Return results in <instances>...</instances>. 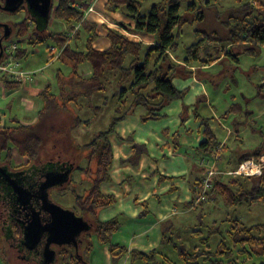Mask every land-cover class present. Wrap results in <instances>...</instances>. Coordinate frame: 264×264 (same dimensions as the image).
Here are the masks:
<instances>
[{
    "label": "trees",
    "instance_id": "trees-1",
    "mask_svg": "<svg viewBox=\"0 0 264 264\" xmlns=\"http://www.w3.org/2000/svg\"><path fill=\"white\" fill-rule=\"evenodd\" d=\"M2 1L0 0V3ZM142 1L106 0L104 12L108 14L123 13L134 22L133 27L119 22L125 30L151 34L155 38L154 43L146 44L142 41H134L120 32L106 29L109 46L102 50L93 47V42L98 36L97 24L85 18L82 2L86 3L87 0H52L50 14L45 24L38 22L25 9L24 4L15 12H8L12 14L25 12L20 21L9 24L10 35L13 30L14 38L11 39L9 35L6 39L18 44L14 54L18 61L31 53L28 48H33L51 39L52 45L47 46L50 53L49 58L54 60L52 58L59 51V56L56 59L71 64L68 76H65L61 70L56 72L57 84L60 87L59 95L52 92L50 84H47L39 92L38 97L43 101V106L38 110V117L42 116L49 106L64 107L65 104L78 99L81 95L91 97L96 92H106L109 78L113 79L114 86L119 88L113 110L114 117L110 120L106 130L99 132L90 143L82 145L86 150L87 164L85 167H76L82 175V179L87 182L91 180L94 185L88 187L84 195L73 192L75 208L82 215L90 213L92 226L88 232L89 235L95 236L100 244L109 245V252L113 259L120 258L129 250L118 244L110 243V236L118 229L119 222L115 218L100 221L97 212L106 204H110L113 198L101 195L98 183L100 180L109 179L108 167L111 161V148L108 135L113 132L114 126L138 106L144 109L143 114L140 115L142 123L161 119L164 107L171 101L182 98L185 93V89L180 90L173 84V79L179 69L186 76H191L193 71L188 67L210 65L219 61V58L223 56L237 63L239 55L259 56L264 49V7L261 6L259 0H254L253 5L243 4L239 9L233 10L239 12L237 15L230 12L222 24L226 30L223 36L214 30L208 32L195 29L197 40L184 48L182 58H178L177 55L178 40L182 28L188 24L203 22L205 10L212 4L207 2L206 7H203L197 3L200 0H159L153 3L148 12L144 14L141 12ZM184 4L183 12H181V6ZM51 18L64 23L65 30L48 31L49 25L47 24ZM82 32H84V38H82ZM3 41L5 40L2 39ZM20 43H25L28 48H24ZM82 64L90 66L91 71L88 77H81L78 73V68ZM0 82L8 91L16 90L23 84L13 81L1 73ZM263 87L264 85L262 87L258 85L257 93L263 91ZM64 96L65 99H63ZM107 103L108 98L104 96L100 105L93 106L94 111L102 109ZM232 106L229 111L234 107L239 108V105L236 104ZM82 123L87 124L89 120L75 118L76 126ZM203 133L208 139L201 142L200 147L208 148L213 136L208 130H204ZM40 143L36 122L28 126L21 124L0 126V145L1 148H5V153L7 152L1 159V163L9 166L12 156L9 152L10 145L16 149L19 156L26 157L29 161L22 166L15 165L12 168L29 166L32 162L37 161ZM212 146L208 151L212 150ZM260 154L246 153L238 164L249 156L258 158ZM262 172L259 176L241 177L244 183L251 184L249 187L247 184L239 182L238 177L240 176L226 178L225 182L214 179L208 194L220 195L228 206L241 202L247 204L255 201L264 202L262 186L264 170ZM253 181L257 183L255 184ZM196 183L193 186V197L197 193ZM198 183L200 185V180ZM188 204L192 207L193 199ZM234 221L228 233L234 248L240 244V249L237 250L238 255H235L233 248L225 245L222 240L218 242L214 251H209L208 240L204 239L207 249L201 250L200 253L196 248H193L192 251L180 250L183 264H199L197 262L199 259L208 261V264H247L251 258V249L263 254V261L258 264H264V238L256 235L257 231L264 230V222L246 226ZM89 247H91V242L90 246L86 245L82 252L88 251ZM79 249V246L77 250L72 246L57 248L56 259L52 264H87L85 255ZM155 252L156 250H152L146 254L130 250L131 264L137 257L145 261L152 259Z\"/></svg>",
    "mask_w": 264,
    "mask_h": 264
},
{
    "label": "rangeland",
    "instance_id": "rangeland-1",
    "mask_svg": "<svg viewBox=\"0 0 264 264\" xmlns=\"http://www.w3.org/2000/svg\"><path fill=\"white\" fill-rule=\"evenodd\" d=\"M159 0H143L142 1V8L141 12L146 14L149 10V7ZM254 0H200L197 3L203 7H206V3L209 2L212 5L207 6L205 10V20L201 23H194L185 25L182 28L181 35L179 37V47L177 50V55L182 56L184 48L191 44L192 42L196 41L197 38L195 37V29H201L205 31L214 30L220 35H224L226 30L223 28V23L226 16L229 15L230 12L233 14H238V11H233L235 9H239L243 4H252ZM262 7H264V0H259ZM105 4V3H104ZM93 6V5H92ZM185 4L181 6L180 11L183 12ZM84 8V7H83ZM104 10V7H103ZM94 11V6H93ZM92 11V12H93ZM219 12V13H218ZM121 13V12H115ZM90 13L86 14V19ZM123 14V13H121ZM25 15V12H18L16 14L8 13L0 9V22H5L8 25L17 21H20ZM124 15V14H123ZM125 16V15H124ZM127 17V16H126ZM129 18V17H128ZM52 19V18H51ZM88 20V19H87ZM92 21V20H89ZM95 22V21H92ZM111 22V21H110ZM97 24V34L99 36L100 28L105 29H114V27H106L105 24ZM116 24V23H115ZM121 26V25H120ZM65 28V24L57 19H52L48 31H61ZM2 32V28L0 27V33ZM119 32V30L117 31ZM82 38H84V32H82ZM97 36V38H98ZM10 38H14V31H11ZM96 38V39H97ZM108 40V39H107ZM53 43L51 39L46 40L45 43L35 46L33 48H28L25 43H20L24 48H28L31 53L27 55L25 58L19 60V65L21 69L27 70L29 68L30 63L34 62L35 64L42 65V71L38 73L39 75H43V79L37 82V86L39 89H42L47 84L52 86V92L59 95L60 87L57 84L56 72L57 70L63 71L65 76L69 75L71 70V66L69 63L62 62L58 59L51 60L49 58L50 53L47 46H50ZM212 45V43H209ZM106 49V48H105ZM264 53L258 58V56H249L246 54L239 55V62L235 63L232 62L230 58H226L225 60L221 61L216 67L212 69L211 72L206 73L202 69L197 71L198 77L203 81V84L212 86L217 79L214 80L210 76H213L215 73L221 75V79H223V86L224 92L227 93V90L230 89L235 91L236 101L242 100H249V107H253L256 105L257 102H261V99H264V87L263 91L259 92L256 95L258 90L257 86L264 85V66L259 68V66L263 65L264 57H262ZM263 59V62L261 60ZM184 66V65H181ZM190 70L192 67H188ZM232 70V73L225 72V70ZM218 70V71H217ZM228 75L229 77L226 78L225 76ZM177 76L184 77V78H176ZM191 76H186V74L179 69L177 74L174 78V83L177 84L178 80L185 83V87L189 86L192 83ZM33 79H27L25 83L22 84L16 90L8 91L4 84L0 82V126L9 125L11 119L19 118L20 121H34L37 123V135L41 140L39 146V153L36 162L38 163L39 160L43 161L46 158H55L56 155H60L61 159H71L72 156L74 157V163L76 166L85 167L87 162L85 158L86 150L82 147L83 144L90 143L93 138L101 131L106 130L108 125L110 124V120L114 117V107L116 105L117 94L119 88L114 86L113 79L109 78V83L107 84L106 92H96L91 97L90 96H83L81 95L78 99L72 100L69 102L68 106H49L45 113L38 117L36 116L37 110L43 106V101L39 99V97L30 95L28 91H26L23 87L29 83ZM24 85V86H23ZM178 85V84H177ZM214 88V86H212ZM81 91V90H80ZM189 95L191 97H189ZM107 96L108 103L100 110L94 111V105H100L103 97ZM246 97V98H244ZM59 98V97H58ZM65 99V96L63 97ZM31 101L32 106L29 105L28 101ZM182 102V109L180 112V117L182 116L183 111H187L188 115L191 119V126L192 121L198 119V122H203L204 118L209 117V106L205 104V102L199 101V94H195L192 92V89L185 88V93L182 98L176 99L171 101L164 109L162 110V114L164 117L165 109L170 106L173 102ZM190 103L189 105L186 103ZM174 104V103H173ZM171 105L169 108H173L175 105ZM233 107L232 105L230 108ZM189 108V109H187ZM143 114L144 109L140 106L136 108ZM173 110V109H172ZM230 110V109H229ZM232 111V110H231ZM229 111V112H231ZM173 111L167 112V114L171 115ZM187 113L185 112V115ZM178 115V114H177ZM80 117L81 119L89 120L87 124H81L80 126L74 127L75 118ZM239 117L237 116V119ZM200 120V121H199ZM150 121H157V120H150ZM179 121V119H178ZM181 122L183 123V118L181 117ZM119 122L114 126L113 132L108 135L109 144H111L110 136L113 133L115 138H118L116 135L117 132V125ZM213 123L209 121V126ZM201 128L203 124H201ZM167 127L170 129L172 128V123L168 122ZM220 137L225 136L224 130L219 128ZM264 127L262 128V130ZM169 130V129H168ZM264 131V130H263ZM119 134V129H118ZM164 134L167 135L169 140V144L171 142L174 143L173 146H178V138L175 131L169 132L164 131ZM130 136V135H129ZM134 135H131V138ZM264 137V134H263ZM252 137L246 136L244 140V144L252 147L251 143ZM236 141L234 135H230L226 139V147L223 151V155L227 157H233L236 151L232 150V144ZM240 144V143H239ZM263 147H264V139H263ZM12 145V144H11ZM241 145V144H240ZM11 147L12 156L9 161V166L12 168L13 166H22L28 163V159L26 157L19 156L15 148ZM111 148V146H110ZM5 148H1L0 145V162L3 159V156L6 155ZM264 151V150H263ZM264 152L255 157V159H259L261 156H264ZM112 154V150H111ZM199 158H194L191 160V163H196V160ZM33 163V162H32ZM24 167V166H23ZM21 168V167H20ZM26 167H24L25 169ZM111 165L108 167V174L110 171ZM264 170V168H263ZM263 173V172H262ZM261 173V174H262ZM260 174V175H261ZM109 176V175H108ZM74 181H75V192L79 195H84L86 189L94 185L92 181L90 182L83 180L82 175L77 171L73 173ZM243 176L238 177L239 182L244 183ZM82 179V180H81ZM81 180V181H80ZM109 180V179H108ZM108 180H100L98 183V190L101 195L112 196V202L110 204H106L103 208H108L114 205L115 197L111 194H105L102 192V186L104 183L108 182ZM126 183H136V178L127 177ZM255 184L257 183L256 181ZM247 184V187L251 186L250 183ZM243 184V185H244ZM264 188V182H263ZM239 187V186H238ZM71 188L68 190L66 189L63 194V197L60 198L55 194H52L54 197V201L61 205L62 207H71L74 205V193H72ZM84 191V192H83ZM215 199H208L203 201V204H197L196 206H192L190 211L183 212L181 210V206H178L180 210H178V214L176 216V221H178L181 225L175 227L173 231H168L166 233L165 239L162 238V242H159L158 248H156V252L152 259L145 261L141 258H136L133 261V264H183V261L180 257V248L187 249L192 251L193 248L200 253L201 250H206V246L204 245V239L208 240L207 245L209 246V251H214L218 242L222 240L225 245L232 247L234 250V254L238 255L237 250L240 249V244L236 248L233 247L232 242L229 238L228 230L234 224V220L238 221L240 225L246 226H253L258 223L264 222V202L255 201L250 204L246 202H241L236 205L228 206L224 203L222 197L220 195H215ZM145 202L143 203V205ZM144 210H146L144 212ZM77 211V210H76ZM78 212V211H77ZM149 212V213H148ZM79 213V212H78ZM98 213V212H97ZM143 213L144 217H151L150 211L147 209V206H143ZM202 213V215H199ZM124 214V212H123ZM98 217V215H97ZM125 215L115 216L117 221H119V225L122 220H125ZM175 219V216L172 217ZM99 219V218H98ZM100 220V219H99ZM108 220V219H107ZM202 221V224L199 221ZM160 222V221H159ZM120 228V226L118 227ZM118 230V229H117ZM116 230V231H117ZM120 230V229H119ZM113 232L110 236V243L111 244H118L122 247L127 248V238L122 233L119 235L118 238L117 232ZM235 232V231H234ZM256 235L264 238V230H260L256 232ZM91 237V236H90ZM115 238L123 239L120 243H115L113 240ZM95 239V236L92 237ZM164 239V240H163ZM97 241V240H96ZM98 242V241H97ZM99 243V242H98ZM100 244V243H99ZM107 245V244H106ZM80 247L79 251L82 252L84 247ZM109 247V245H107ZM57 250V247H54ZM246 248H248L246 246ZM109 250V248H108ZM110 253V252H109ZM130 255V263L131 264V254L130 250L124 253ZM111 255V254H110ZM121 256V257H122ZM120 257V258H121ZM117 258V257H116ZM113 259L111 256L112 264H117L119 259ZM113 260H116L115 262ZM260 261H263V254L251 249V258L247 262V264H258ZM199 264H208V261L199 259ZM0 264H24L22 260H19L16 256V252L11 249L9 245H7L3 238V233L0 230ZM97 264H105V260L103 256H99Z\"/></svg>",
    "mask_w": 264,
    "mask_h": 264
},
{
    "label": "crops",
    "instance_id": "crops-1",
    "mask_svg": "<svg viewBox=\"0 0 264 264\" xmlns=\"http://www.w3.org/2000/svg\"><path fill=\"white\" fill-rule=\"evenodd\" d=\"M105 2L106 0H87L86 3L82 2L84 8L88 5L94 6V11L89 12L90 14L87 19L95 21L98 24H105L107 28L114 27V29H117L116 31L119 30L120 33L134 41H142L146 44L154 43L155 38L153 35L143 32L127 31L120 26L119 22L133 27L134 22L121 13H105L103 10ZM51 20H49L47 25L50 24ZM108 46L109 41L106 38V29L100 28L99 36L93 42V47L97 50H102ZM263 53L264 49L258 58ZM178 58L182 57L179 56ZM225 59L226 57L223 56L219 58V61L210 65L200 67L192 66L191 70L193 73L191 80L193 84L189 86L185 87V83L180 80H178L177 85L173 79V84L176 88L180 90L191 88L193 93L199 94V101L205 102L209 106L210 115L204 118L202 123L198 122V119H195V121H192L193 124L191 126V119L186 110L182 112V123L180 117V112L183 110L182 102L175 101L173 102L174 104L172 103L175 105L173 108H169L171 104L165 109L164 117L157 121H148L145 123L140 121V112L142 110L137 113L136 111L138 110L136 107L117 125L116 135L118 138H115L113 133L111 134V168L108 174L109 180L103 184L102 192L114 195L115 202L114 205L108 208L99 209L97 215L100 221H106L115 216H126L125 220L121 221L120 228L116 232L118 236L121 233L126 236L128 250H137L146 254L152 250H156L159 242H162V238L165 239L166 233L173 231L176 226L181 225L176 221L178 210H180L178 206L182 207L181 210L184 213L190 211L191 207L188 203L193 199L194 183L197 182L195 186L197 190L198 182L199 180L201 181L204 175V170L198 165V161L201 158H212L216 145H222L220 159L216 164V168L218 169L235 168L242 156L246 153L264 152L262 144L264 139V129L262 130L264 127V99H261V102H257L255 106L249 107V100L236 101L234 90L225 89L227 93L224 92L223 79H221L220 74L215 73L213 76L210 74L214 80L220 76L212 85L214 88L203 84V81L197 75V71L201 69L206 73L211 72L214 67ZM261 62H263V59ZM69 65L71 66L70 63ZM263 66L264 62L259 68ZM41 67L42 65L35 64L34 62L30 63L27 70L35 71V75L33 80L29 81L25 86L23 85V88L30 95L37 97L41 91V89L36 87L37 82L43 79V75L38 76V73L42 71ZM90 71L88 64H82L78 68L79 75L84 78L90 75ZM225 72L231 74L232 70L227 69ZM225 77L228 78L229 76L226 75ZM262 77L264 80V76ZM176 78L180 79L184 77L177 76ZM189 97L191 96L189 95ZM28 102L32 106V102L30 100ZM186 103L188 105L190 104L188 102ZM233 104L239 105V108L234 107L231 112H228L230 106ZM65 105L68 106V104ZM38 110L36 116L38 115ZM170 111H173V114L171 113L169 117L167 112L169 113ZM185 112L187 113L186 115ZM237 116L239 117L238 119ZM209 121L213 123L210 126ZM168 122L172 123L171 129L167 127ZM34 123V121H20L19 118H13L9 125L21 124L28 126ZM201 124H203L202 128ZM80 125L78 124L77 126ZM77 126L74 124V127ZM218 127L224 130V137H220ZM168 129L170 132L175 131L176 135L180 136V139L178 138V146H173V142L168 143L167 135L164 134V131L169 132ZM204 130H208L213 136L208 148L200 147V143L208 139L203 133ZM232 134L236 141L231 147L236 153L233 157L226 158L223 155L226 147L225 142ZM131 135L134 136L131 138ZM246 136L252 137V147L244 144ZM211 146L212 150L208 151ZM194 158H199V160L197 159L196 163L192 164L191 160ZM127 177H135L137 182L126 183L125 179ZM226 180V178H223L222 182ZM215 195L216 193L211 194L209 199H215ZM144 202V205L147 206V209L151 213V217H144ZM199 215H202V213ZM174 216L175 219L172 218ZM199 222L202 224L201 220ZM92 237H90V240L86 244L90 246L91 242V247L85 253L82 252L85 255L87 264H97L99 256L101 255L105 260V264H112L108 246L106 244H99L96 238L92 239ZM118 238L114 237L113 240L115 243H120L123 240H118ZM129 263V254L122 256L117 262V264Z\"/></svg>",
    "mask_w": 264,
    "mask_h": 264
},
{
    "label": "flooded vegetation",
    "instance_id": "flooded-vegetation-1",
    "mask_svg": "<svg viewBox=\"0 0 264 264\" xmlns=\"http://www.w3.org/2000/svg\"><path fill=\"white\" fill-rule=\"evenodd\" d=\"M74 162L73 156L71 159L64 160L61 159L58 154L55 158H46L43 161L39 160L38 163H31L25 169H13L0 162V166L3 167L10 178L14 179L28 191L27 199L24 201L26 204L17 201L19 199H16L17 197L14 195L8 180L0 173V230L3 233L5 243L16 252V256L19 260H22L24 264L53 263L46 262L42 255L43 241L32 249H29L26 244H24L22 236L23 227L29 218L28 215L30 210H40L41 219L43 221L48 219V214L40 208L42 204L38 196L40 194L38 190L41 185L55 181V183L47 188L49 198L53 202H55L52 196L54 192L60 198L63 197L61 194H63L66 189L69 190L71 188L72 190L70 191H72V193L75 192L74 186L76 184L73 173L77 171V166ZM75 207L76 204L74 203L71 207L63 208L70 209V211H73L76 215L82 216L89 225L88 230L80 233L77 238L80 248L84 244L86 245L87 241L90 240L88 232H90L92 223L90 213L82 215ZM44 238L45 236L42 235L43 240ZM52 248L54 247L52 246Z\"/></svg>",
    "mask_w": 264,
    "mask_h": 264
},
{
    "label": "water",
    "instance_id": "water-1",
    "mask_svg": "<svg viewBox=\"0 0 264 264\" xmlns=\"http://www.w3.org/2000/svg\"><path fill=\"white\" fill-rule=\"evenodd\" d=\"M22 4L25 9L35 17L38 22L45 24L49 17L52 0H3L0 3V9L7 12H15ZM2 28V39H7L10 35V27L7 23L0 22ZM0 40V57L2 55ZM0 173L8 180L9 185L19 199L17 201L26 204L28 191L6 173L0 166ZM55 181L44 184L39 187L40 208L48 214V219L42 220L40 210H30L29 218L23 227V241L29 249L35 248L38 243L43 241L42 255L46 262H54L57 250L53 247L61 248L63 246H72L75 250L78 248L77 238L80 233L88 230V223L82 216L76 215L70 209H66L53 202L48 195L47 188ZM42 235L45 236L44 240Z\"/></svg>",
    "mask_w": 264,
    "mask_h": 264
},
{
    "label": "built area",
    "instance_id": "built-area-1",
    "mask_svg": "<svg viewBox=\"0 0 264 264\" xmlns=\"http://www.w3.org/2000/svg\"><path fill=\"white\" fill-rule=\"evenodd\" d=\"M84 9L86 16L87 13L93 11V6L90 5ZM16 49V43H9L3 46L2 59L0 60V73L7 75L13 81L24 83L27 79H33L35 71L21 69L19 61L14 55ZM58 56L59 51L55 53L52 59H56ZM221 150L222 145L218 144L214 147L212 158H201L198 161V165L204 170V175L201 178L200 185L197 186V193L193 197V206L210 198L208 191L211 189L214 179L222 181L223 178L259 176L262 173L264 156H261L259 159H255L254 156H249L233 169L216 168L217 161L220 159Z\"/></svg>",
    "mask_w": 264,
    "mask_h": 264
},
{
    "label": "bare ground",
    "instance_id": "bare-ground-1",
    "mask_svg": "<svg viewBox=\"0 0 264 264\" xmlns=\"http://www.w3.org/2000/svg\"><path fill=\"white\" fill-rule=\"evenodd\" d=\"M2 39V36L0 37V40ZM3 40H5V41H3L2 43H1V49H3V46H5L6 44H9V43H16V42H14V41H11V40H6V39H3ZM17 44V43H16ZM17 47H18V44H17Z\"/></svg>",
    "mask_w": 264,
    "mask_h": 264
},
{
    "label": "clouds",
    "instance_id": "clouds-1",
    "mask_svg": "<svg viewBox=\"0 0 264 264\" xmlns=\"http://www.w3.org/2000/svg\"><path fill=\"white\" fill-rule=\"evenodd\" d=\"M88 6H90V5H88Z\"/></svg>",
    "mask_w": 264,
    "mask_h": 264
}]
</instances>
